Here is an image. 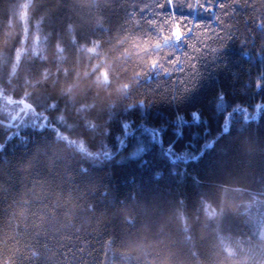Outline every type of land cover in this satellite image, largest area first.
<instances>
[{"label":"trees","instance_id":"trees-1","mask_svg":"<svg viewBox=\"0 0 264 264\" xmlns=\"http://www.w3.org/2000/svg\"><path fill=\"white\" fill-rule=\"evenodd\" d=\"M156 2L0 0V264H264V0Z\"/></svg>","mask_w":264,"mask_h":264},{"label":"snow or ice","instance_id":"snow-or-ice-1","mask_svg":"<svg viewBox=\"0 0 264 264\" xmlns=\"http://www.w3.org/2000/svg\"><path fill=\"white\" fill-rule=\"evenodd\" d=\"M250 2L251 0H232L230 5H226L225 3H216V0H166V3L164 0H157L155 6L160 9H166L167 15L164 18L167 20L169 27L167 29L159 28L156 21H149L148 23L152 28H159V36L157 37L149 34L146 39L137 38L136 47L139 50V54L142 56H147L149 53L152 54L151 59H144L140 61V65H146L148 71H138L137 74L146 77L149 72H154L155 70L160 69V71L167 75L168 70L164 67L161 60L157 58V55L153 50H161L165 46L175 47L181 42H187L186 38L189 35L193 36L194 39H198L199 43L204 45H207L209 41L215 42L216 40L223 38V42L231 38L230 34H225L219 29H210V26L207 24L198 23L190 15H179L178 10L185 9L189 13L211 14L214 12L215 7H220L224 13L229 14L234 13L238 8L245 7L246 4ZM216 19L219 23L222 18L217 16ZM133 23L136 24V27L139 26L136 21H133ZM255 26L260 29H264V17H262L259 21H256ZM222 27H228V25L225 23L222 24ZM206 29L210 30L205 31ZM192 47L195 51L196 45H192ZM128 51H131V49ZM168 55L174 56V53L169 52ZM173 63L178 64L179 60H173ZM189 64L191 67L190 61ZM128 86L129 85H125V87Z\"/></svg>","mask_w":264,"mask_h":264},{"label":"water","instance_id":"water-1","mask_svg":"<svg viewBox=\"0 0 264 264\" xmlns=\"http://www.w3.org/2000/svg\"><path fill=\"white\" fill-rule=\"evenodd\" d=\"M21 103H22L23 105H26V103H25V102H23V101H22Z\"/></svg>","mask_w":264,"mask_h":264}]
</instances>
